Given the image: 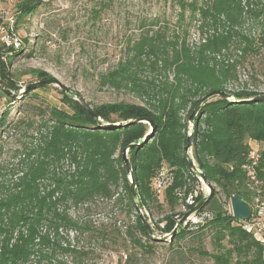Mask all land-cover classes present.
I'll list each match as a JSON object with an SVG mask.
<instances>
[{"label":"trees","instance_id":"obj_1","mask_svg":"<svg viewBox=\"0 0 264 264\" xmlns=\"http://www.w3.org/2000/svg\"><path fill=\"white\" fill-rule=\"evenodd\" d=\"M42 1L23 0L17 9L20 14H29ZM174 1L181 16L186 9L190 10L197 23L198 43L189 44L186 29L182 35L170 38L159 29L153 34L145 33L129 47L131 52L117 68L102 77L103 83L113 86H138L148 97L145 104L124 100L88 102L94 116L74 94L60 91L61 101L69 110L47 105L30 112L22 107L23 114L20 112L16 120L9 122L7 110L0 114V140L12 129L26 132L21 157L9 169L10 178L0 180V264H87L88 250L84 246L61 244L65 233L78 234L82 226L90 225L79 221L70 208L90 207L97 198L114 197V202L119 203L123 201L115 191L119 184L133 214L123 235L141 252H153L155 245L164 240L154 232L148 234L135 203L149 215L151 206H162V195L170 213L158 218L156 226L163 234L172 232L179 206L175 188L184 184L190 174L184 154L187 120L198 100L209 91H226L232 98H210L200 106L194 119L191 156L214 188L198 214L215 195L229 201L239 196L250 203L254 192L247 185L242 166L254 144L260 152L256 166L258 189L261 193L264 190V101L249 100L264 90L258 91L250 84L244 68L241 75L246 79L238 78L239 63L249 54H257L264 45V26L259 42L242 27L246 16L264 20V0ZM231 47L235 48L232 59L228 53ZM19 49L10 44L0 45V79L13 91L17 87L9 80L6 62L1 58L4 51L13 56ZM6 58L9 62V56ZM142 67L161 74L162 79L141 82L137 70ZM167 72L172 73L171 79ZM31 73L39 80L49 77L39 69ZM238 79L241 86L237 85ZM233 83L234 88L227 86ZM31 91L17 98L3 90L9 101L25 98ZM182 111H186L185 117L181 116ZM136 118L149 119L153 131L146 122H134ZM200 122L204 123L202 130ZM132 143H141L127 153L135 199L131 197L121 157L122 149ZM164 167L171 169L173 181L158 195L150 179ZM204 217L197 229L178 228L171 239L165 240L171 248L177 244L175 254L181 259L192 254L199 260L209 258L213 264H264V245L242 229L241 220L229 211ZM205 230L210 231L214 244L211 252L202 242ZM95 231L102 237L108 235L103 229ZM188 239L192 243L185 246ZM58 254L70 255V260L57 259ZM125 255L118 264H134L138 257L129 252Z\"/></svg>","mask_w":264,"mask_h":264},{"label":"rangeland","instance_id":"obj_2","mask_svg":"<svg viewBox=\"0 0 264 264\" xmlns=\"http://www.w3.org/2000/svg\"><path fill=\"white\" fill-rule=\"evenodd\" d=\"M21 1L23 0H0V21L8 32L13 31L20 40V45L15 47L20 48L17 54L11 56L4 51L1 58L6 62L9 80L17 87L12 90L16 91L15 93L39 80L31 73L32 70L39 69L47 72L48 78L59 80L73 93L82 95L92 104L120 100L145 104L148 97L138 86H113L106 81L103 83L102 77L117 68L119 62L131 52L129 47L145 33L153 34L159 29L170 38L175 34L182 35L186 29L187 41L191 46L199 40L197 23L190 10L186 9L181 16L174 0H43L36 10L29 14L19 13L17 4ZM263 26V19L255 20L246 16L242 27L259 42L258 37L262 34ZM2 43L8 45L6 40L0 38V45ZM228 53L230 59L234 58L235 48L231 47ZM6 56H9V62ZM239 68L238 78L246 79L241 75L244 73L241 69L244 68L249 74L250 84L258 91H263L264 45L257 54H249L242 63L240 62ZM137 74L141 82L150 78L160 80L163 77L147 67L138 69ZM167 75L169 79L172 78L171 72H167ZM237 82V85H242L239 79ZM227 86L234 88L235 83ZM31 90L25 98L9 101L0 87V114L7 110L8 122L23 114L22 107H26L30 112H36L37 107L47 105L69 110L61 101L62 90L58 86L50 84ZM185 114L186 111L181 112L182 117H185ZM187 124L188 134L192 130V124L188 120ZM199 128H204L203 122H200ZM22 131L21 128L12 129L0 140L1 181L10 178L9 169L15 166L21 157L19 153L26 142V132ZM155 176L151 177L150 185ZM127 178L129 179V176ZM115 191L123 201L114 202V197L97 198L90 207H71L70 212L79 221L90 225L82 226V232L78 234L65 233L61 244L69 242L84 246L88 250L85 260L87 264H118L121 257L124 260L126 252L138 256L134 264H213L209 258L199 260L192 254L181 259L175 254L174 247L177 244H174L172 249L165 240L155 245L153 252H141L139 247L123 235L126 226L133 221V214L125 204L123 186L119 184ZM159 200L162 206H151L149 215L145 210L141 211L147 214L146 220L155 236L163 238L164 234L156 224L158 218L170 213V209L162 195ZM228 205L229 200L215 195L204 206L202 214L213 216L217 212L228 211ZM159 226L161 227V223ZM96 229H103L108 235L102 237L96 233ZM202 242L208 251H213L214 244L211 242L209 230L204 231ZM191 243L192 240L188 239L185 246ZM57 259L70 260V255L58 254Z\"/></svg>","mask_w":264,"mask_h":264},{"label":"built area","instance_id":"obj_3","mask_svg":"<svg viewBox=\"0 0 264 264\" xmlns=\"http://www.w3.org/2000/svg\"><path fill=\"white\" fill-rule=\"evenodd\" d=\"M6 13V11H3ZM0 17H2L0 13ZM0 38L6 40L8 44L18 47L20 45V40L18 36L13 32H8L4 23L0 21ZM260 159V152L258 147L254 144L251 145L249 149L246 161L243 164L244 172L247 176V185L253 190L251 201L249 206L251 208L250 216L247 220H241V227L247 233L251 235L256 241L264 245V195L258 189L260 180L257 177L256 166ZM196 170L190 167V174L186 176L184 184L175 188V194L179 199V206L177 209L176 223L181 219L183 214H185L191 207L197 204L198 197L205 196L208 194V187L202 181V178L198 172H202L196 163L194 162ZM173 173L171 169L166 167L162 168L154 178V185L158 195L163 192L168 186L172 184ZM228 211L232 214L230 201L228 205ZM148 214V213H147ZM205 220L204 215L198 214V212L190 214L182 222L179 223L178 228L186 230L197 229ZM175 223V225H176ZM162 226V224H161ZM177 228V229H178ZM171 232L164 233L167 238L170 236Z\"/></svg>","mask_w":264,"mask_h":264},{"label":"water","instance_id":"obj_4","mask_svg":"<svg viewBox=\"0 0 264 264\" xmlns=\"http://www.w3.org/2000/svg\"><path fill=\"white\" fill-rule=\"evenodd\" d=\"M50 84L58 86L65 93L74 94V98L77 99L94 116H96V113L94 112V110L92 109L90 104L84 99V97L82 95L75 93V92L73 93L69 87H67L66 85H64L63 83H61L59 80H57L55 78H47V79L37 80L35 82H32V83L28 84L27 86L23 87V89H21L18 93H15L12 90H10L5 85V83L0 79V87L2 88V90H4V92H6L8 95H13V96H20V95H23L26 91H29L31 89H35L37 87L44 86V85H50ZM217 95L221 96L225 99H231L232 98L231 94L226 92V91H220V90L209 91V92L205 93L198 100V102L196 103V105L194 106V108L192 109V111L188 117V121L192 124V130L186 136V144L184 146V154H185V157L188 161L189 166L191 168H193L194 170H196V167L194 165V161H193L192 156L190 154V149L192 147V142H193L194 119H195V117H196V115L200 109V106L205 101H207L210 98L217 96ZM249 100H253L256 102L264 101V93L254 97V98H251ZM133 121L134 122H146L149 124L151 131H153V129H154L152 122L147 118H136ZM197 121H198V119H197ZM146 139H147V136L145 137L144 141ZM138 145H141V143H132V144L127 145L126 147H124L122 149V155H121L122 162H123L124 169H125V173L127 176H129L128 181H129V186H130V193H131V197L133 199H135V197H136V189H135V183L132 179L131 163H130V160H129L127 153L129 150L133 149L134 147H136ZM198 174L202 178V181L204 182V184L208 187V194L203 196L197 202L196 205L191 207L185 214H183L181 219L176 223V225H174L172 232L170 233V236L168 238H171L177 232V228H178L179 223L182 222L190 214L198 212V210L200 208H202V206L206 203V201L209 199V197L213 193V190H214L213 185L210 182H208V180L206 179V177L204 176V174L202 172H198ZM230 207H231L232 215L236 219L247 220L249 218L250 213H251V208H250L249 204L245 200L240 198L239 196H233L230 198ZM135 209H136V212L138 213L139 217L143 221V223L147 229L148 234L152 235V232H153L152 228L150 227L148 221L145 219L141 209L138 207V205L136 203H135ZM157 238L162 239V240H166L165 236H163V238H160V237H157Z\"/></svg>","mask_w":264,"mask_h":264},{"label":"crops","instance_id":"obj_5","mask_svg":"<svg viewBox=\"0 0 264 264\" xmlns=\"http://www.w3.org/2000/svg\"><path fill=\"white\" fill-rule=\"evenodd\" d=\"M262 194L264 195V190L262 191ZM263 258H264V254H263Z\"/></svg>","mask_w":264,"mask_h":264}]
</instances>
